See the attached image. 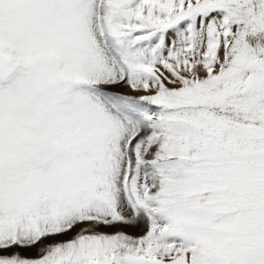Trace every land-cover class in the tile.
Returning a JSON list of instances; mask_svg holds the SVG:
<instances>
[{"label":"snow or ice","instance_id":"1","mask_svg":"<svg viewBox=\"0 0 264 264\" xmlns=\"http://www.w3.org/2000/svg\"><path fill=\"white\" fill-rule=\"evenodd\" d=\"M0 264H264V0H0Z\"/></svg>","mask_w":264,"mask_h":264},{"label":"rangeland","instance_id":"2","mask_svg":"<svg viewBox=\"0 0 264 264\" xmlns=\"http://www.w3.org/2000/svg\"><path fill=\"white\" fill-rule=\"evenodd\" d=\"M121 90L127 91L126 88H123ZM117 230H123V231H125V232H127L133 236H137V235L142 234L141 228H132V227H124V226H117L115 228H101V229H99V231H103V232H114ZM74 234H75V230H74V232L69 233L66 236L58 237L57 239H61V240L70 239ZM45 243H49V241H45ZM11 251H19L21 253V255L28 256V257H35L39 254L37 248L12 249Z\"/></svg>","mask_w":264,"mask_h":264}]
</instances>
